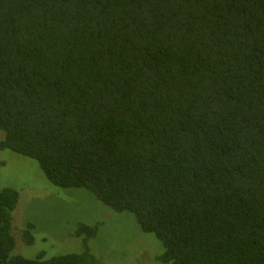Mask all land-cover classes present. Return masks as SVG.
I'll list each match as a JSON object with an SVG mask.
<instances>
[{
  "label": "trees",
  "instance_id": "1",
  "mask_svg": "<svg viewBox=\"0 0 264 264\" xmlns=\"http://www.w3.org/2000/svg\"><path fill=\"white\" fill-rule=\"evenodd\" d=\"M0 133L130 213L158 264H264V0H0ZM18 199L0 190V264H99L97 224L81 254L12 255Z\"/></svg>",
  "mask_w": 264,
  "mask_h": 264
},
{
  "label": "rangeland",
  "instance_id": "2",
  "mask_svg": "<svg viewBox=\"0 0 264 264\" xmlns=\"http://www.w3.org/2000/svg\"><path fill=\"white\" fill-rule=\"evenodd\" d=\"M2 134L0 133V139ZM18 193L12 212L14 256L35 260L81 254L77 224L98 225L87 248L99 264H158L161 244L143 233L130 213H115L82 189H62L46 180L34 160L0 150V190ZM29 225L32 228L27 231ZM25 232L30 239L26 243Z\"/></svg>",
  "mask_w": 264,
  "mask_h": 264
}]
</instances>
